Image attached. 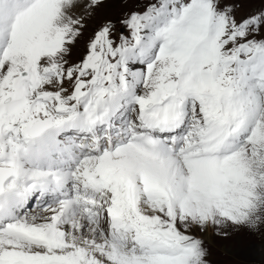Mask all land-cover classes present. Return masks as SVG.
I'll return each mask as SVG.
<instances>
[{
    "label": "snow or ice",
    "instance_id": "snow-or-ice-1",
    "mask_svg": "<svg viewBox=\"0 0 264 264\" xmlns=\"http://www.w3.org/2000/svg\"><path fill=\"white\" fill-rule=\"evenodd\" d=\"M104 6L0 0V264H211L197 233L264 229V7L139 0L85 40Z\"/></svg>",
    "mask_w": 264,
    "mask_h": 264
},
{
    "label": "rangeland",
    "instance_id": "rangeland-1",
    "mask_svg": "<svg viewBox=\"0 0 264 264\" xmlns=\"http://www.w3.org/2000/svg\"><path fill=\"white\" fill-rule=\"evenodd\" d=\"M104 7L96 10L94 18L87 20L84 39L87 40L92 29L105 19L117 21L121 15L130 9L133 4L139 0H103ZM230 3L242 5L240 12L252 11L264 7L261 0H229ZM120 25L117 23V30ZM121 30V29H120ZM84 41H81L77 48L82 50ZM79 52L74 51V57ZM200 235L211 255L208 259L211 264H264V229L258 232L237 231L229 229L228 235H218L213 228H209L206 233H197ZM208 235V239L204 237Z\"/></svg>",
    "mask_w": 264,
    "mask_h": 264
},
{
    "label": "bare ground",
    "instance_id": "bare-ground-1",
    "mask_svg": "<svg viewBox=\"0 0 264 264\" xmlns=\"http://www.w3.org/2000/svg\"><path fill=\"white\" fill-rule=\"evenodd\" d=\"M204 237H205L206 239H208V235H204Z\"/></svg>",
    "mask_w": 264,
    "mask_h": 264
}]
</instances>
